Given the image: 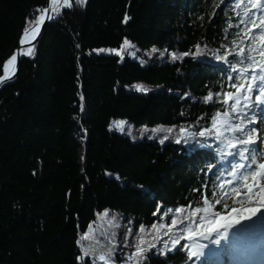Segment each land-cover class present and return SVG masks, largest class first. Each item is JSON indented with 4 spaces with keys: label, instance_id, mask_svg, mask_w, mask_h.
<instances>
[{
    "label": "trees",
    "instance_id": "16d2710c",
    "mask_svg": "<svg viewBox=\"0 0 264 264\" xmlns=\"http://www.w3.org/2000/svg\"><path fill=\"white\" fill-rule=\"evenodd\" d=\"M46 2L0 0V76L32 26L26 21ZM234 2L73 0L46 25L0 90V264H102L95 257L110 248L111 264H210L189 259L187 237L262 195L230 197L196 216L188 207H204L202 194L217 190L214 173L224 166L217 164L214 137H187L186 143L180 129L210 127L212 116L228 107L204 98L212 92L216 101L217 92L234 91L229 66L216 58L239 31L228 28L240 19ZM125 40L164 55L143 65L128 56L133 48L124 49ZM185 52L175 61L170 55ZM122 120L152 134H121L114 122ZM160 127L173 131H151ZM210 163L217 164L211 172ZM90 225L94 239L78 244ZM177 236L185 238L173 248ZM141 239L147 251L136 257ZM85 250L92 254L78 260Z\"/></svg>",
    "mask_w": 264,
    "mask_h": 264
},
{
    "label": "snow or ice",
    "instance_id": "6c2138e0",
    "mask_svg": "<svg viewBox=\"0 0 264 264\" xmlns=\"http://www.w3.org/2000/svg\"><path fill=\"white\" fill-rule=\"evenodd\" d=\"M86 0H75V3L83 5ZM52 5H57V7H52ZM73 7V0H49V7L44 9H37L39 15L34 21H26V24L32 25V31H35L44 23L45 19H53L56 16L62 14V9H70ZM241 9L243 12L241 13ZM233 11L236 17H239L237 23H229L228 28H237L239 31L236 33V38L231 41V47L224 45L225 48L224 55H218L216 58L222 61L225 65H228V75L227 80L231 83L228 85L232 92H217L215 96L220 98L214 101L213 93L209 94L204 98L205 103L219 102L228 105L223 111H217L211 118V126L205 127L198 132H189L187 128H181L180 132L184 134L182 139H185L187 143V137L199 136V137H214L215 141L218 142L215 151L217 152L219 159L217 164L224 165L223 167L217 169L214 173L216 181L219 183H214V187L217 190H213L206 194H202V199L204 202V207L192 208L191 205L188 207L192 209L191 215L196 216L201 212H207L209 208H212L214 204H220L230 197L244 198L251 201V197L256 195L257 192L262 193L259 197L260 203L264 204V163H260V159H264V148H260L259 144L264 143V137L258 134V130L254 127L250 128L249 125H254L256 121L248 117L245 109H252L258 106H264V0H235ZM51 12V15L49 13ZM259 13V15H257ZM127 19V17H126ZM243 26V27H242ZM227 33V29H225ZM29 34V28L26 27L24 35ZM35 37H33L34 39ZM257 41H259V47H257ZM21 43H24L23 39ZM134 47L131 43L125 40L123 48L127 49ZM31 49H29V52ZM115 51V50H113ZM158 49L153 48L152 53L157 52ZM253 52L257 55L253 56ZM119 55V53H117ZM130 55H135V53H129ZM190 53H182L177 55L176 53H171L172 60L182 59L184 56H188ZM199 54V53H197ZM161 56L164 55L163 52L160 53ZM232 57V60H229ZM259 57V59H257ZM16 59L13 55L7 63H11ZM144 61H142L143 63ZM7 68V64L5 65ZM232 73H236L235 76ZM4 76H0V82H3ZM137 91H148L143 85H134ZM254 101L252 104L247 103L250 100ZM235 117V121L233 120ZM248 122L245 123V119ZM126 121L114 122V126L120 131H124V125ZM147 132L148 129H143ZM153 133L156 132H168L172 133L173 129H164L163 127L152 129ZM129 135H131V126L129 125ZM152 137L150 136L149 139ZM169 136L165 135L160 143L163 144ZM181 139H177L176 143H180ZM231 158V159H229ZM217 164H208V171L211 172L213 169L217 168ZM227 178H224V177ZM203 187L207 189L208 184L205 182ZM196 191H199L197 189ZM215 197L213 201L211 198ZM239 202V200H238ZM172 211V210H169ZM177 213H183L184 209H176ZM259 209L248 208L242 210L243 214L237 217H220L221 221H227V224L220 223L218 227H226L234 224L241 223V220H249L253 216L257 215ZM104 216L108 213L105 211ZM189 217H185L188 219ZM203 217L201 218V221ZM111 224V221H109ZM177 223L176 220L172 221V225ZM183 223V220L180 221ZM91 229V225L89 226ZM153 225V228H156ZM163 227V225H161ZM218 230L217 226H209L208 231L216 232ZM141 232L144 231L143 228L140 229ZM171 231V227L169 228ZM185 232L188 229H184ZM94 229H91L90 233H85L81 240L77 243H81L83 240L94 239ZM168 233H165L167 235ZM185 238L184 236H177L172 241V247L175 248L176 245L180 244V240ZM192 239L191 236L187 237ZM205 239L208 237L205 236ZM220 238H225L221 234ZM213 243L219 244L220 239H215ZM99 243V241H97ZM144 241H141L136 245V257H142L143 253L147 249L141 247ZM149 247H154L150 245ZM182 249H187L188 245H181ZM204 247V246H201ZM165 248H168L167 242H165ZM171 250V249H169ZM92 253L85 250L82 257L77 259H83L84 257L90 256ZM202 251H188L189 259L193 257L199 258L202 255ZM112 249L110 248L107 253L99 254L95 257L96 260L102 262V264H111ZM95 264V261H93Z\"/></svg>",
    "mask_w": 264,
    "mask_h": 264
},
{
    "label": "rangeland",
    "instance_id": "374dc122",
    "mask_svg": "<svg viewBox=\"0 0 264 264\" xmlns=\"http://www.w3.org/2000/svg\"><path fill=\"white\" fill-rule=\"evenodd\" d=\"M132 48L133 49L130 50L129 53H135V55H130L128 53V56L135 60H138L143 65L149 62L150 60H152L154 56H156L157 58L163 57L160 55V53L162 52L160 50H158L155 53H152L151 52L152 49L142 50L136 47H132ZM23 49L27 50L28 48L24 47ZM115 52H118V51H115ZM24 53H26V51H24ZM142 61L144 62L142 63ZM5 70L6 68H4V71ZM253 101H254V94H253V100H250L247 103L252 104ZM245 111L247 112L248 117L256 121L254 125H249V127L256 128L258 130V134L261 137H264V106H258L252 109H247ZM233 120L235 121V117H233ZM247 122H248V119L246 118L245 123ZM129 125L131 126V133H132L131 135L128 134ZM114 129L121 134L130 136L132 139H141L143 136H148L150 134L148 131L147 132H144L143 130L139 131L138 127H135L129 122H127L124 125L123 132L120 131L115 126H114ZM259 147L264 148V143H260ZM262 160L263 159H260L259 162L261 163ZM248 208H256V209H259V211L257 212V215L253 216L251 219L241 220V221H248L251 224L257 223L259 221L261 222L262 213L260 210L264 208V204H261V203L244 204V205H241L231 210L230 212L226 214H223V215L219 214V215L212 217L211 220L209 221V226H217L218 230L216 232H212V234H214L213 239L214 238L220 239V243L219 244L214 243L215 245L208 243V241H211L210 239L211 237H208L207 239H205L204 237L206 236L207 233H209V231H207L204 235L196 236L195 238L191 239L190 240V250L191 251L199 250V251H202L203 253L197 259H202V258L213 256V255L218 256L217 248L219 247L224 248L227 245L232 246L233 252L226 258L225 261H223L222 259L218 260L220 264H245V260L247 258H252L255 255H260L264 253V243L252 238L253 236H251L249 233L251 229L248 226H244L245 234H243L242 237H237L234 235L233 225L226 226V227H218L220 223L227 224V221L226 220L221 221L220 217L231 216L235 218L243 214L242 210H246ZM221 234H223L225 238H220ZM201 246H204V247H201Z\"/></svg>",
    "mask_w": 264,
    "mask_h": 264
},
{
    "label": "water",
    "instance_id": "95a60500",
    "mask_svg": "<svg viewBox=\"0 0 264 264\" xmlns=\"http://www.w3.org/2000/svg\"><path fill=\"white\" fill-rule=\"evenodd\" d=\"M45 7H49V0H47L46 2V6ZM49 15H51V12L49 13ZM52 21V19H45L44 23L42 25H40V27L38 29H36V32L34 34L33 37H35L33 39V37L31 39H29L28 41H24V43H21L23 34L19 40V44L16 47V49L14 50L13 54L9 57V59L5 62V65L7 64V70L4 71L3 75L5 77V79L3 80V82H0V90L5 87L13 78H15V76L17 75V72L19 70L20 64L22 62V60L29 56V54L32 51L33 46L35 45V43L37 42V40L41 37L45 27L47 24H49ZM32 29V27L29 28V30ZM24 47H28L29 49H31V51L24 53L22 51V49ZM15 55L16 59L14 61H12L11 63H7L11 57Z\"/></svg>",
    "mask_w": 264,
    "mask_h": 264
},
{
    "label": "bare ground",
    "instance_id": "6f19581e",
    "mask_svg": "<svg viewBox=\"0 0 264 264\" xmlns=\"http://www.w3.org/2000/svg\"><path fill=\"white\" fill-rule=\"evenodd\" d=\"M36 30L35 31H32L31 29L29 30V34L28 35H24L23 34V41H28L29 39H31L34 34H35ZM261 213H262V219H261V222H257V223H249L248 221H243V225L244 226H248L251 230L249 231L250 235L253 236L252 238L253 239H256L257 241H260V242H263L264 243V208H262L261 210ZM240 226V227H237V228H241L243 227Z\"/></svg>",
    "mask_w": 264,
    "mask_h": 264
}]
</instances>
